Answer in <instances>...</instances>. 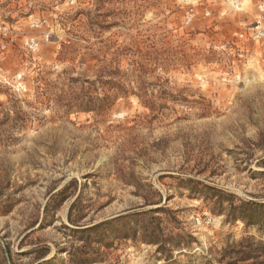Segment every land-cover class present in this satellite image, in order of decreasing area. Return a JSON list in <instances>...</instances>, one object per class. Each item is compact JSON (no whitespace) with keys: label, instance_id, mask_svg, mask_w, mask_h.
I'll list each match as a JSON object with an SVG mask.
<instances>
[{"label":"rangeland","instance_id":"374dc122","mask_svg":"<svg viewBox=\"0 0 264 264\" xmlns=\"http://www.w3.org/2000/svg\"><path fill=\"white\" fill-rule=\"evenodd\" d=\"M0 25V264H264V0Z\"/></svg>","mask_w":264,"mask_h":264},{"label":"built area","instance_id":"2783aa9c","mask_svg":"<svg viewBox=\"0 0 264 264\" xmlns=\"http://www.w3.org/2000/svg\"><path fill=\"white\" fill-rule=\"evenodd\" d=\"M2 32H3V27L0 25V34H2ZM4 34V33H3ZM261 36H263V33H262V31L261 30H259L258 32H257V34L255 35V37L256 38H260ZM4 48V47H3ZM16 84V83H15ZM15 84H14V88L16 89V87H15ZM16 91H17V89H16ZM26 91V90H25Z\"/></svg>","mask_w":264,"mask_h":264}]
</instances>
